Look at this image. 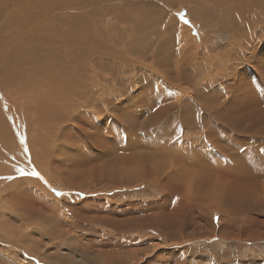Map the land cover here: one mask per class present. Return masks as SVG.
Wrapping results in <instances>:
<instances>
[{"label":"rangeland","instance_id":"rangeland-1","mask_svg":"<svg viewBox=\"0 0 264 264\" xmlns=\"http://www.w3.org/2000/svg\"><path fill=\"white\" fill-rule=\"evenodd\" d=\"M257 2L92 1L60 64L39 65L47 99L12 107L30 146L0 151V264H264Z\"/></svg>","mask_w":264,"mask_h":264},{"label":"bare ground","instance_id":"bare-ground-1","mask_svg":"<svg viewBox=\"0 0 264 264\" xmlns=\"http://www.w3.org/2000/svg\"><path fill=\"white\" fill-rule=\"evenodd\" d=\"M92 1L93 0H0V89H1L0 92L2 94V96H0L1 97L0 98V103L1 104L3 103L2 104L3 105V108H2L3 110L2 111L5 112L4 115H9V116L0 115V139L3 141V142H1V140H0V143H1L0 144V151L1 152H4L3 145L4 144L8 145L9 143H10V145L8 146L7 152H9L8 150L10 148H12V151L13 152L15 151L17 153L18 158H22L25 155V152L22 149L23 147H26L27 150L29 151L28 148H29L30 144L28 143V141H30V140L28 138V135L27 134L25 135V131L26 130H25V128H23V127H25L27 125L28 121H25V118H22L23 116L21 117L22 119H20V115L11 114V110H13L12 107L16 106L17 104L18 105H22V107H23V105H25L28 100H29V103L31 101H33V102H35V104H39V103L41 104V103H43V101H45L47 99L48 96H46V99L43 98V97H45L43 95V91H45V89L47 90L46 87H48V85H51V84H50L49 81H48L47 84H45V82H43V81H46V80L42 79V81H41L40 79L41 78H47V80H48V77H50V75L52 73L49 72V71H47L46 73L44 72L46 76L42 77V75L44 73L40 72V71H41V69H45V67H47V66H45V65L44 66H39V65H41V64L42 65L43 64H50V63L51 64H55V65L60 64V63H57V62L60 60L61 49H64L66 47H70L71 45H69V44L72 41H75L76 33L79 32L74 27L76 25L75 23L76 22L78 23V21H82L83 19L86 18V17H83V16H85L83 14H88V13L92 14V12H93ZM250 1L252 2L251 5H250V2L246 3L245 0H223V6H226V7H224V10H225V12L227 14L231 13V14H236L237 15L239 13L237 11H235V9H237L239 11L245 9V11L248 14V13H250V6L253 5L252 9H253V11H256L258 8L257 9L254 8V7H257V6H254V3H256L257 0H250ZM257 3H259V2H257ZM259 5H261V4H259ZM101 9H103V8H101ZM101 12H102V10H101ZM241 12H244V11H241ZM93 15L95 16V14H93ZM101 15L102 14H100L99 16H101ZM134 15H135V12H134ZM243 15H244V13H243ZM82 17H83V19H82ZM140 17H142V16H140ZM242 17H244V16H242ZM64 21H66V25L67 26L65 25ZM236 21H238V19ZM63 22H64V24H63ZM239 22H240V20H239ZM242 22H240V23H242ZM144 25L142 27H144ZM97 27H99V26H97ZM134 27H135V25H134ZM134 27H132V28H134ZM240 27H241V25H240ZM81 30L84 31V30H87V29L84 27ZM81 34H84V33H81ZM81 34H79V35H81ZM85 35H88V33L85 34ZM140 35L141 34L139 33V36ZM120 38H121V36H120ZM118 39H119V37H118ZM88 40H90V39H88ZM101 41L103 42V40H101ZM77 45H79V44H77ZM78 51L80 52L81 50H79L78 46H76L75 49L66 51L65 56L66 57H69V56L71 57V56L75 55L76 53H78ZM93 52H92V54H93ZM102 54H104V56H105L104 52H102ZM89 57H90V55H89ZM84 60H85V57H84ZM84 62L85 61H83V63ZM73 64H72V66H74ZM66 65L69 66V63L66 64ZM117 65H120V64H117ZM72 66H70V67H72ZM85 66H87V65H85ZM65 67H63V68H65ZM79 68H81V67L79 66ZM89 69H91V68H89ZM49 70H51V69L49 68ZM39 73H41V75H39ZM81 73H83V70H82ZM52 75H54V73ZM72 75H70V76H72ZM79 75H82V74H79ZM66 77H68V76H66ZM15 78L19 80V84L18 85H14L13 84V82H14L13 80ZM51 78H53V76ZM16 79H15V81H16ZM89 80H90V78H89ZM90 82H91V80H90ZM65 83H66V81H65ZM77 86H79L78 83H77ZM43 88H44V90H43ZM68 89H69V87H68ZM60 90L62 91L61 88H60ZM13 95H15V96L17 95V96L14 98ZM73 95H71V96H73ZM55 96H57V95H55ZM55 96H54V98H55ZM68 97H70V96H68ZM59 98H61V97H59ZM8 99H10V101H9L10 103L7 101ZM21 99H23V100H21ZM62 99H64V98H62ZM80 101H82V100H80ZM33 102H32V104H33ZM54 102H56V100ZM52 103H53V100H52ZM4 104H6V106H4ZM22 107H20V108L22 109ZM28 107H29V105H28ZM94 107H97V105L94 106ZM43 108H45V107H43ZM61 108H63V106ZM42 110H44V109H42ZM22 111H25V110L22 109L20 112H22ZM48 112L49 111H47L46 113H48ZM44 114H45V112H44ZM44 114L43 115L41 114V116L43 117ZM33 115H36V113L35 114L33 113ZM46 116H48V115H46ZM28 118H29V116H28ZM102 121H104V120L102 119ZM43 126H44V124H43ZM110 126H111V124H110ZM40 129H42V128L40 127ZM11 130L20 139H15L14 136H16V135H14L11 132ZM9 131H10V133H9ZM26 132L29 133L28 131H26ZM25 140H27V142ZM15 141H16L17 145L14 144ZM22 141H23V145L21 144ZM28 144H29V146H28ZM32 149H34V148H32ZM36 152H39V151L36 150ZM33 156H34V154H33ZM9 175H11V174H9Z\"/></svg>","mask_w":264,"mask_h":264},{"label":"snow or ice","instance_id":"snow-or-ice-1","mask_svg":"<svg viewBox=\"0 0 264 264\" xmlns=\"http://www.w3.org/2000/svg\"><path fill=\"white\" fill-rule=\"evenodd\" d=\"M21 172L23 173V170H21ZM32 174H33V175H38V173H35V172H33ZM176 199L178 200L179 198L177 197ZM216 219L218 220L219 217H217Z\"/></svg>","mask_w":264,"mask_h":264}]
</instances>
